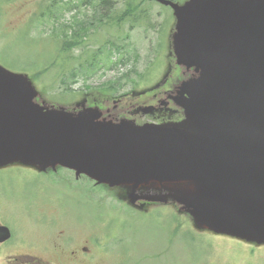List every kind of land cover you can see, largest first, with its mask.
<instances>
[{
    "label": "water",
    "instance_id": "1",
    "mask_svg": "<svg viewBox=\"0 0 264 264\" xmlns=\"http://www.w3.org/2000/svg\"><path fill=\"white\" fill-rule=\"evenodd\" d=\"M169 6L179 122L136 124L97 106L48 105L0 65V167H64L127 189L130 204L174 203L197 228L264 243V0ZM10 236L0 225V242Z\"/></svg>",
    "mask_w": 264,
    "mask_h": 264
},
{
    "label": "rangeland",
    "instance_id": "2",
    "mask_svg": "<svg viewBox=\"0 0 264 264\" xmlns=\"http://www.w3.org/2000/svg\"><path fill=\"white\" fill-rule=\"evenodd\" d=\"M83 1L0 0V65L32 76L48 64L57 55L62 29L91 20L93 7ZM110 3L112 16L120 15L128 3L139 6V23L127 18L90 29L81 48L68 54L64 75L74 66L87 70L78 71L73 82L66 79L65 84L55 68L48 70L34 82L41 98L49 104L73 106L96 99L99 86L113 81L119 94L133 90L131 96L140 98L139 104L130 105L132 97L121 103L127 112L132 106L130 117L140 122L175 119L173 106L157 101L178 73L172 69L169 48L172 12L155 0ZM161 80L165 85L153 99L152 89ZM109 96L102 102L108 100L106 107L115 105ZM126 194L123 187L75 178L65 168H0V217L12 232L11 239L0 245V264H36L39 257L48 258L47 264H67L62 256L75 246L87 251L74 252L83 261L71 264H264L263 244L197 232L190 221L183 222L187 225L182 229L195 239L188 242L175 234L170 243L172 224L188 216L171 204L134 207Z\"/></svg>",
    "mask_w": 264,
    "mask_h": 264
},
{
    "label": "trees",
    "instance_id": "3",
    "mask_svg": "<svg viewBox=\"0 0 264 264\" xmlns=\"http://www.w3.org/2000/svg\"><path fill=\"white\" fill-rule=\"evenodd\" d=\"M110 2L111 0L83 1V3H89L93 7L94 13L92 14L91 20H83L76 23H70L69 26L62 29L60 42L57 46V55L52 56L49 63L39 69L36 73H34L31 78L35 80L42 74L46 73L48 70L55 68V75H59L61 77V84H65L66 79H70L73 82L74 78L77 77L79 73L78 71H82L84 69L87 70V67L82 68L81 66H74L73 69L71 68V71H69L67 75H64V63H66V58H68V54L73 49L78 47L81 48V46L85 43L90 29H95L98 24H102L104 22L120 24L121 22H123L122 20H126L127 18H131V22H136V19L139 16L141 17V11L138 10L139 6H134L131 3L127 4L126 8L120 15L112 16ZM89 63L91 65L94 64V59L91 58ZM65 88L67 89L66 85ZM95 92L98 93L101 97H106V94H112L113 96V94H115L116 92V87H114V82L110 81L109 83L100 86L98 88V91L96 90Z\"/></svg>",
    "mask_w": 264,
    "mask_h": 264
},
{
    "label": "flooded vegetation",
    "instance_id": "4",
    "mask_svg": "<svg viewBox=\"0 0 264 264\" xmlns=\"http://www.w3.org/2000/svg\"><path fill=\"white\" fill-rule=\"evenodd\" d=\"M164 92H165V91H163L162 94H164ZM158 96H159V93H158V92L152 94V98H153V99H156ZM157 101H158L159 103L164 104L165 106H168V105L172 106V104L169 103L168 100H164L163 98H161V99H157ZM133 103H135V104H139L137 101H136V102H132V101H131V104H130V105H132ZM119 105H120V103H119ZM131 107H132V106H129V110H128L129 113H130V109H131ZM126 108H127V107H125V109H123L124 111H122L121 113H122V114H125V115H129V113L126 111ZM173 108H174V107H173ZM174 109H175V108H174ZM175 110H176V109H175ZM117 113H119V111H118ZM134 119H136V118H134ZM0 224H1V225H7V224L5 223V221L3 220V217H0ZM178 232H180V229L178 230ZM3 243H5V242L0 243V245L3 244ZM77 250H79V253H80V255H81V253H84V252L87 251V248H86L85 246H82V247H80V248L77 247V246H75L73 249L69 250V252L65 253V255L62 256L63 261H64L65 263H67V264H71V261H73V262H74V261H80V262L83 261V258H81L80 255H73L74 252H76ZM61 254H63V253H61ZM42 262H43V264H47V263H49L50 261H49L48 258L39 257V262L36 263V264H42Z\"/></svg>",
    "mask_w": 264,
    "mask_h": 264
}]
</instances>
